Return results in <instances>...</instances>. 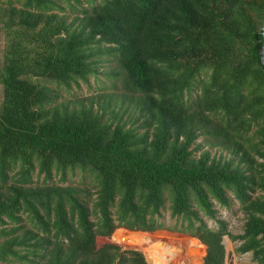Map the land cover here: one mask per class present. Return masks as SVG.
I'll return each mask as SVG.
<instances>
[{
  "label": "trees",
  "instance_id": "16d2710c",
  "mask_svg": "<svg viewBox=\"0 0 264 264\" xmlns=\"http://www.w3.org/2000/svg\"><path fill=\"white\" fill-rule=\"evenodd\" d=\"M63 1L0 7V264H147L114 237L163 229L198 239L204 264H225L224 236L264 264V194L253 197L264 193V0H72L87 8L71 21ZM103 58L136 127L121 108L56 103L46 86L87 82ZM77 169L94 176L92 210L59 185ZM232 201L238 236L215 209Z\"/></svg>",
  "mask_w": 264,
  "mask_h": 264
},
{
  "label": "rangeland",
  "instance_id": "374dc122",
  "mask_svg": "<svg viewBox=\"0 0 264 264\" xmlns=\"http://www.w3.org/2000/svg\"><path fill=\"white\" fill-rule=\"evenodd\" d=\"M83 1V0H80ZM5 3V0H0V7H2ZM62 7L65 9V15L68 16V20L71 21L75 15L78 14L81 7L87 8V5L82 2L81 6L70 0L69 2L63 1ZM4 34L1 30L0 24V67L2 65L3 60V51H4ZM115 70V62H112L109 59H104L99 65V72L97 76H90L87 82L80 81L78 85H73L71 88H58L52 84H46L50 89L54 91V93L59 97L56 103H64L69 104L70 106H77L79 103L83 102L87 104V101L94 100L95 102H99L103 106H107L110 109H122L121 113H125L124 121L128 122L127 127H136L138 124L134 123L137 113H134L133 106L130 103L131 96L125 93L121 87L120 83L117 82L112 76L111 73ZM37 83L43 84L42 81H35ZM199 94L198 89L193 88L191 90L190 96L194 99ZM2 103V87L0 85V106ZM134 123V124H133ZM203 138L199 137L196 140V144L202 143ZM204 150L210 151L211 155H221L226 157V153L217 148H210L205 146ZM199 152L195 153V156H198ZM43 176L38 178L36 173L33 174V184L39 185L42 183ZM59 177L55 176L53 181L57 183ZM60 186H71L77 188L82 191L81 196L88 202L90 210H92V201L95 199V180L94 176L89 171H69L67 174L66 182L63 184H59ZM264 193H255L253 197L258 195H263ZM168 204H166V209L162 212V220L166 226H172L175 222L174 219H171L169 211L167 210ZM215 209L218 211L219 219L223 220L226 223V229L231 236L241 235L243 232V225L245 223V218L243 213L239 208V204L237 201H232L231 207L228 209L219 208L215 206ZM91 220H94L93 216ZM209 227H216V224L213 222L208 223ZM118 234V233H117ZM135 235V234H134ZM132 234L120 235L119 240L121 242V250L128 251L137 246L139 248V252L144 256L147 263H149L148 258L152 261V264H168L156 260L152 255H148L147 249L151 248L155 243H163L166 244L167 241H180L182 243V252L180 255L182 257L193 256L192 251L189 250L190 244L192 243L191 239H189L185 235H181L178 233L169 232L165 229L157 230L149 235H146L145 239L142 240L143 237L138 238L136 243L127 241V237H133ZM140 236V234H138ZM145 240V241H144ZM104 243V239H98L97 244L101 245ZM195 243V242H194ZM222 244L224 245L226 252V262L225 264H256L252 262L251 254H239L236 252V249L239 247L240 243L237 240H232L228 236H224L222 240ZM169 252L172 253V249L168 248ZM190 251V252H189ZM157 256H160L157 250L155 251ZM195 254V253H194ZM147 255L149 257H147ZM185 255V256H184ZM176 257L177 262L174 264H181L182 262H186V259ZM182 261V262H181ZM6 264H20L15 262H8ZM25 264V263H21ZM188 264V263H187Z\"/></svg>",
  "mask_w": 264,
  "mask_h": 264
},
{
  "label": "built area",
  "instance_id": "2783aa9c",
  "mask_svg": "<svg viewBox=\"0 0 264 264\" xmlns=\"http://www.w3.org/2000/svg\"><path fill=\"white\" fill-rule=\"evenodd\" d=\"M126 234H132V235L135 234L133 237L128 236L127 240H126V242L130 241V242H134V244H135L138 238L143 237L142 238V240H143L146 238L144 236L149 235L151 233H145V232H141V231H123L119 234H116V236L114 238L117 240V243L120 247H122L121 246L122 244L119 240V236L120 235H126ZM138 234H140V236ZM188 238L191 239V241H192V243L190 244V248H189V250L192 251V253H193V256H191V257L187 256V258H186V257H182L180 255L182 253V252H180L182 249V247H181L182 243L179 240L178 241L169 240V241H167L166 244L157 242L153 246L151 245L150 249H147V253H148V255H152L156 260H159L161 262L168 263V264L176 263L177 262V260H176L177 256H180L179 258L186 259L185 260L186 262L181 261L182 262L181 264H187V263L188 264H204L205 246L196 238H192V237H188ZM168 248L172 249L171 251L173 254H171L169 252ZM131 250L139 252L140 249L137 248V246H136L135 248H133ZM156 250L160 256L156 255V253H155ZM148 255H147V257H149ZM148 260H149L148 261L149 263H147V261L145 259L146 263L152 264V261L149 258H148Z\"/></svg>",
  "mask_w": 264,
  "mask_h": 264
},
{
  "label": "water",
  "instance_id": "95a60500",
  "mask_svg": "<svg viewBox=\"0 0 264 264\" xmlns=\"http://www.w3.org/2000/svg\"><path fill=\"white\" fill-rule=\"evenodd\" d=\"M262 37H263V47H262V52H261V55H262L261 60H262L263 66H264V25L262 27Z\"/></svg>",
  "mask_w": 264,
  "mask_h": 264
}]
</instances>
